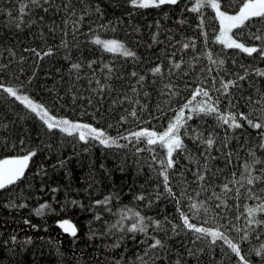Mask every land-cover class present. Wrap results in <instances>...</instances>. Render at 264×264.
I'll return each mask as SVG.
<instances>
[{
	"label": "trees",
	"instance_id": "trees-1",
	"mask_svg": "<svg viewBox=\"0 0 264 264\" xmlns=\"http://www.w3.org/2000/svg\"><path fill=\"white\" fill-rule=\"evenodd\" d=\"M22 2L26 0H0V65H7L0 72V80L20 88L22 94L43 104L56 118L88 123L104 129L111 136H116L117 132L127 135L143 128L162 131L166 127L167 118L161 117L157 106L167 108L168 98L160 96L153 86H147L145 89L150 93L146 101L142 96L138 97L128 90L130 97L140 98L141 103H147L153 118L148 116V112H144V122L129 117L127 122L118 124L119 116L126 114L124 109L132 105L125 103L113 108L111 100L115 98L116 93L98 95L93 92L88 85L91 70L86 67L87 61H96L93 67L96 69L97 78L102 82L111 83L118 90L123 84L127 90L129 83L135 84V78L130 75L132 71L146 73L151 62H157L158 57L163 58L165 51L170 53L174 50L169 44V37L177 50L180 47L177 41L184 43L188 38H195L199 50L195 55L199 56V60L193 61L191 66L188 63L182 64L177 74L171 77V82L180 90V95L171 99L170 106L175 108L188 97V90L201 83L207 74L201 70L215 67L201 53L221 52L222 46L215 43L219 27L218 22L212 18L215 13L211 9H205L203 13L206 18L203 31L207 33L205 45V36L201 35L200 29L196 27L199 23L198 15L182 11L185 7L190 8L193 0H182L178 6L164 5L159 9H135L130 6L128 0H87L88 14L84 21L79 23L75 38L71 22L67 26L63 25V21L68 19L65 13L51 9L45 13L40 8H33L29 15L24 16L22 27L17 29L13 21L20 15L18 10ZM229 2L235 7L238 0ZM55 3L61 4L62 0H55ZM96 5H99L102 16L95 11ZM76 10L77 16L82 14L81 5L78 3ZM231 11L230 8L229 12ZM9 13L12 15L9 16ZM40 17H43V21L39 20ZM182 19L187 21L183 25L178 23ZM33 20L38 22L29 26ZM157 21L160 24L159 29L155 27ZM102 24L105 27H101ZM53 28L54 32L49 31ZM157 32L162 43H153V34ZM97 38L102 42L113 39L121 41L136 52L139 62L124 57L119 51H106L102 44L93 43ZM62 39L67 41V48L61 46ZM48 48H52L53 55L43 59H38L30 51H26H46ZM226 52L224 68L231 72L242 73L241 64L264 69V61L254 62L252 57L238 50ZM69 54L70 59L66 60L65 56ZM180 55H183L185 61H191L193 53L178 52V58ZM233 60L237 63H233ZM78 61L85 62V67L80 70L79 80L76 79L75 73H69L70 64ZM104 65L113 69L110 81H105L106 72L100 71ZM212 75H215V71ZM117 76L121 79H116ZM163 82L169 81L166 79ZM251 82L255 83L256 88L264 90V77H257L252 73L249 81L241 82L243 91L236 92L235 95L239 97L254 94L255 89L251 87ZM186 85L188 90L185 89ZM159 86L161 85L157 87ZM205 86H208L207 81ZM70 88H73L72 92L69 91ZM73 94L77 97L75 100ZM220 107L221 110L226 109V102ZM233 110L250 111L244 106L243 99L239 100ZM171 115V112L167 113L168 117ZM189 123L193 126L199 125L205 136L209 131L214 133L217 142L211 150V155L217 159L208 163L213 171H221H215L208 190L201 191L200 187L193 183L192 171L196 170L197 165L180 157L177 168H188L191 171L185 172L183 177L179 174L172 177L173 190L179 194L187 187L192 201L205 202V206L210 208L207 214L202 210L198 217H192V213L188 212L192 223L197 226L215 227L218 222V217L213 220L215 214L232 218L236 211L234 205L251 206L256 203L247 200L243 195L239 200L235 198V190L239 185L230 184L232 191L227 196L223 194L221 186L233 179V171L237 172L236 179H239L241 171L240 160L233 157V163L226 165L222 152H238L242 159H248V153L240 144L243 141H247L249 145L258 143L257 130L247 126L244 130H236L235 134L228 130V146L224 149L225 129L216 124L214 117H194ZM110 124L112 127H108ZM20 140L24 141L23 145H20ZM119 143L128 142L120 140ZM185 143L193 154L192 159L199 160L202 167L204 158L196 150V146L187 137ZM200 147L203 150V146ZM27 151H35L36 155L29 162L25 177L15 185L0 190V264H176L178 257L182 258V264H231L228 261L231 255L226 249L224 252L219 247L210 249L207 240L192 244V233L183 227L177 229L179 235L171 231L172 224H181L177 208L187 212L188 204L192 201L185 197L182 198L181 204L177 205L167 194H162L157 199V193L163 189L162 178L154 171L159 165L151 160L148 152L136 154L130 143L126 148L105 147L98 141L86 144L76 136H67L59 131L49 132L42 121L19 101L0 93V159L23 155ZM157 154L158 159L164 158L163 150L157 149ZM257 155L264 157V153L261 155L259 150ZM150 163L153 165L151 169L148 167ZM52 189L57 191L53 192ZM213 192L221 196L223 204L220 200L208 199ZM243 192L244 189H241L242 194ZM139 195H143L145 199L137 200ZM106 196L112 197L107 206L95 204V201L103 200ZM149 200L152 201L151 204ZM72 201L76 203L73 204ZM34 203L40 206L47 204L48 207L43 209L42 214L34 216L30 211ZM217 204H220V207L217 208ZM225 204L228 207H225ZM125 208L159 220L161 228L150 226L147 234L121 232L119 226L112 228L111 225L116 223L120 212ZM69 215L75 220V237L64 232L59 224ZM97 215H100L101 219L97 220ZM205 220L208 223L205 224ZM131 223V220H126L124 228L127 229ZM239 223L243 225V217ZM231 235L239 239L235 232ZM152 237L161 239L166 250H149L148 245L153 243ZM260 243H264V238L260 241L253 238L250 244H244L243 248L248 251L250 247H258ZM188 249L197 251L198 255H189ZM200 249L204 251L201 252ZM146 251L148 255H145ZM250 258L253 264H260L259 257L252 255Z\"/></svg>",
	"mask_w": 264,
	"mask_h": 264
},
{
	"label": "snow or ice",
	"instance_id": "snow-or-ice-1",
	"mask_svg": "<svg viewBox=\"0 0 264 264\" xmlns=\"http://www.w3.org/2000/svg\"><path fill=\"white\" fill-rule=\"evenodd\" d=\"M87 0H62L61 4H56L55 0H26L22 2L19 8V17L14 19L13 23L17 29H20L24 24V16L29 15L33 8H40L43 12L47 13L49 10L64 12L68 19L63 21V25L67 26L71 22L73 27V37L75 33L79 31V23L84 21L88 14V8L86 6ZM182 0H128V3L132 8L135 9H159L164 5L178 6ZM81 5V13L77 16L76 4ZM31 5V7H30ZM47 5V7H45ZM232 9L229 12V9ZM211 9L215 15L212 17L219 24L218 34L215 37V43L221 45V52L214 53L212 51H204L201 55H204L211 65L215 67H206L201 71L207 74L201 80V83L196 87L188 90V86L185 89L188 90V97L184 98L183 103H178V106L172 108L170 106L171 99L180 95V90L176 85L171 82V77L177 74V71L181 69L182 64L188 63L191 66L193 61H198L199 56L195 55L199 50L196 46L195 38H188L187 42L176 43L180 44L179 49L175 48V44L172 43V38L169 37V44L174 49L172 52H164L163 58L158 57L157 62H151L150 66L145 72L132 71L131 77L135 78V84L129 83L127 90L125 85L121 84L120 89H116L111 83L102 82L96 75V69L93 67L96 61L91 60L86 62V67L91 70V77L88 79V85L91 90L98 95H111L116 93L114 99L111 100V107L117 105H123L128 103L132 107L125 108V115L119 116L118 124L127 122L128 118L131 117L134 120L140 122L143 121L142 114L148 112V116L152 117V113L148 109L147 103H141V99H133L128 95V90L138 97L142 96L145 98L150 97V93L145 90L147 86H153L162 97H167V103L169 106L163 108L158 105V110L161 113L162 118H167L166 127L162 131L156 129L149 130L143 128L139 131L130 132L127 135L117 132L116 136H111L106 133L104 129H99L88 123L73 122L64 118H56L50 114L48 108L43 104L35 102L30 96L24 95L20 88L13 87L9 84L4 83L0 80V93L7 94V97L12 98L15 101H19L26 109L38 117L43 125L49 132L59 131L67 136H76L79 141L89 143L90 141H98L105 147H118L126 148L128 144H132L136 154L141 152H148L151 160L158 163L159 168L154 169L158 177L162 178L163 189L157 193V199L162 194H167L168 197L175 200L177 205L181 204L182 198H187L192 201V197L188 194L187 187L178 194L173 190L172 177L179 174L181 177L184 176L185 172L191 171L188 168L181 170L177 168L179 158L183 157L189 159L190 162L195 163L197 168L192 171L193 183H196L201 191H207L211 177L215 175V171H221L216 169L213 171L209 167V161L215 160L217 157L211 155V150L216 145V137L213 132L209 131L207 136L200 130V126H193L190 121L194 117L212 116L214 117L216 124L219 127L225 129V139L223 141V148L227 149L228 140L227 133L231 130L235 134L236 130H244L245 126L257 130V136L259 138L258 143L249 145L247 141H243L240 147L248 153V159H242L239 153H233L232 151H223L222 155L225 160V164H232L233 157L240 160V173L239 179H236L237 172L233 171L231 176L233 179L224 183L221 188L225 196L232 191L229 187L230 184L236 187L237 200L243 195L247 200L255 201L254 205H234L235 212L233 217L230 218L227 215L215 214L213 220H217L215 227H203L197 226L191 222L192 217H198L201 211L207 214L210 210L209 207L205 206V202L192 201L188 204V211H184L178 207L177 212L181 224H172L171 231L179 235L177 229L183 227L188 232L192 233L193 239L192 244H196L197 241L207 240L210 249L219 247L222 252L227 250L231 257L234 258V264H253V260L250 258L252 255L260 258V264H264V243H260L258 247H250L248 251H245L243 245L251 242L254 238L260 241L264 238V157L258 156L257 151L264 153V90L256 88L254 82H251V87L255 89L254 94L247 96L241 95L237 97L236 92L243 91L242 81H249L252 73L257 77H264V69L251 68L246 65H240L243 68V72H231L224 68L226 63L227 52L226 50H238L240 53L246 54L248 57H252L253 61L256 60L264 61V0H238L233 7V3L229 0H193L190 8L185 7L182 11L196 13L198 15L199 23L196 25L200 29V34L205 36V45L207 44V33L203 31L205 24L204 10ZM27 10V11H26ZM95 11L101 13L99 5H96ZM12 13H9L11 16ZM103 14L101 13V16ZM43 21V17L39 18ZM38 21H31L37 23ZM186 20H180L178 23L181 25L185 24ZM111 24V21H109ZM105 27V25H101ZM151 27V26H150ZM155 27L159 29V21L156 22ZM114 30V29H113ZM236 30V31H234ZM248 30V31H245ZM54 32L55 29H49ZM171 31V30H169ZM43 37V32L40 33ZM67 35V33H65ZM159 33L153 34V43H162L158 39ZM253 41L258 43H252ZM93 43L97 45H103V48L109 52L119 51L124 57L131 58L133 61L139 62V57L135 51L126 47L119 40L101 41L99 38L95 39ZM61 46L64 48L68 47L66 40H61ZM151 47V45H149ZM30 51L38 59H43L46 56L53 55L52 48H48L46 51H39L37 49H26ZM178 52L187 54L192 52V60L185 61L183 55L178 58ZM224 57V58H222ZM23 59V58H21ZM65 59H70V54L65 56ZM167 62V63H165ZM233 63L237 61L233 60ZM7 65H0V72H2ZM85 67V62L78 61L70 64L69 73H75L76 79H81L80 70ZM101 72H106L104 76L105 81L112 79L113 69L104 65ZM215 71V75L212 73ZM186 75V73H184ZM230 77V78H225ZM116 79H121L117 76ZM168 80L169 82L164 83L163 81ZM208 82V86H205V82ZM31 80H29V83ZM158 85H161L157 87ZM139 86V87H137ZM75 86L73 85V88ZM73 88L69 91L72 92ZM190 97V98H189ZM77 97L73 94V100ZM199 98V99H198ZM244 100V106L250 109V111H234L239 103V100ZM227 104V108L221 110V104ZM91 103V98L89 99ZM99 111V110H97ZM171 112L170 117L167 113ZM6 127V126H5ZM112 127V125H108ZM185 137H187L196 150L200 152V155L204 158V164L201 167L200 161L192 159V152L189 151L188 145L185 143ZM120 140L127 141L128 143L121 144ZM20 145L24 144L23 140L19 141ZM143 145V146H141ZM7 146V145H5ZM15 146V145H14ZM203 146V150L201 147ZM157 149H161L164 152V158L158 159ZM219 150V149H218ZM186 154V155H185ZM36 155L35 151H27L23 155H16L9 158L0 159V190H5L9 186L15 185L18 181L25 177V171L29 166V162ZM148 167L151 169L153 165L150 163ZM208 173L209 175H206ZM200 182H204L200 184ZM186 183V182H185ZM159 187V183L157 184ZM241 189H244L243 194ZM53 192L57 189H52ZM197 196L199 192L196 193ZM112 197L106 196L103 200L95 201L98 206H107L111 202ZM137 200H144L143 195L136 197ZM209 200L215 199L220 200L223 204L221 196L215 192L208 197ZM149 200V204H151ZM75 204V201H72ZM23 207L24 205H20ZM47 204H42L40 208L36 210L37 215L42 214L43 209L47 208ZM216 207H220L217 204ZM225 207H228L225 204ZM241 208L243 210L241 211ZM110 211V209H108ZM231 211V209H229ZM188 212L192 213V217L189 216ZM243 217L244 223L241 225L239 222ZM97 220L101 219L100 215L95 217ZM131 220L127 229L124 228V222ZM223 221V222H219ZM27 223V221H26ZM204 223H208L207 220ZM121 232L130 233H143L147 234L149 227L154 226L156 229L161 228V222L159 220H153L151 217H145L137 211L125 208L119 214V219L115 224L111 225L112 228H117ZM60 227L66 233H70L73 237L77 235V230L68 220H64L60 223ZM235 232L239 237H232V233ZM153 243L148 245L149 250H166V246L161 239L152 237ZM117 247L119 245H116ZM199 251H204L200 249ZM188 253L191 256H197V251L188 249ZM148 255V252H145ZM142 259V258H141ZM147 264V262H145ZM176 264H182V258L178 257Z\"/></svg>",
	"mask_w": 264,
	"mask_h": 264
},
{
	"label": "bare ground",
	"instance_id": "bare-ground-1",
	"mask_svg": "<svg viewBox=\"0 0 264 264\" xmlns=\"http://www.w3.org/2000/svg\"><path fill=\"white\" fill-rule=\"evenodd\" d=\"M260 154L262 155L261 152H260ZM38 208H40V205L35 204V203L31 206L30 211H31L32 215L36 216V214H37V213H36V210H37ZM43 211H44V210H43ZM64 220H68L72 225L75 226V220H74V218H73L71 215H69L68 218H67V217H64V218L59 222V224L62 223ZM213 256H215V255H213ZM257 259H258V258H257ZM258 260H260V258H259ZM228 261H229L231 264H234V258L230 257V258L228 259Z\"/></svg>",
	"mask_w": 264,
	"mask_h": 264
},
{
	"label": "rangeland",
	"instance_id": "rangeland-1",
	"mask_svg": "<svg viewBox=\"0 0 264 264\" xmlns=\"http://www.w3.org/2000/svg\"><path fill=\"white\" fill-rule=\"evenodd\" d=\"M219 25V24H218ZM218 29H219V27H218ZM218 34V31H217V33H216V35ZM9 157H12V156H8V157H4V158H9ZM4 158H2V159H4Z\"/></svg>",
	"mask_w": 264,
	"mask_h": 264
}]
</instances>
